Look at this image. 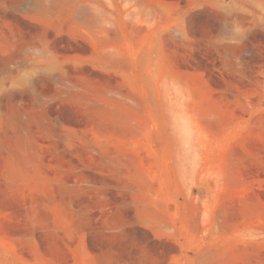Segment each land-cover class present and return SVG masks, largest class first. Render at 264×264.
<instances>
[{"label": "rangeland", "instance_id": "1", "mask_svg": "<svg viewBox=\"0 0 264 264\" xmlns=\"http://www.w3.org/2000/svg\"><path fill=\"white\" fill-rule=\"evenodd\" d=\"M0 264H264V0H0Z\"/></svg>", "mask_w": 264, "mask_h": 264}]
</instances>
